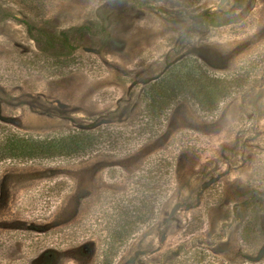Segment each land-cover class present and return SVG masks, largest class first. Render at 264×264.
Returning a JSON list of instances; mask_svg holds the SVG:
<instances>
[{
	"label": "rangeland",
	"instance_id": "obj_1",
	"mask_svg": "<svg viewBox=\"0 0 264 264\" xmlns=\"http://www.w3.org/2000/svg\"><path fill=\"white\" fill-rule=\"evenodd\" d=\"M203 70L242 76L202 97L213 111L189 88ZM163 81L189 85L141 125ZM73 122L126 130L125 147L2 162L0 264H264V0H0V131ZM157 158L169 192L131 226Z\"/></svg>",
	"mask_w": 264,
	"mask_h": 264
},
{
	"label": "trees",
	"instance_id": "obj_2",
	"mask_svg": "<svg viewBox=\"0 0 264 264\" xmlns=\"http://www.w3.org/2000/svg\"><path fill=\"white\" fill-rule=\"evenodd\" d=\"M205 16H212L207 13ZM215 19V17H213ZM167 76H165L166 78ZM235 75L229 78H218L203 70L200 75L191 79L193 97L200 109L213 111L218 106V100L204 101L202 97L212 95L215 97L231 96L235 90L241 87L240 78ZM186 85H173L164 82L149 89L143 106L141 125L143 119L153 122L168 117L174 106L175 100L186 92ZM73 127L66 131H56L46 135L26 134L19 131H0V164L5 160H82L96 154L124 148L127 142L126 130H120L115 126L98 127L97 125H81L73 122ZM142 128V127H141ZM143 130V129H142ZM142 188L138 191L135 202L124 208V216L132 220L133 226L140 221L143 225L153 221L156 215V206L166 199L169 192L168 181L164 167L159 158L147 164L141 173ZM171 175V174H170ZM135 197V198H136ZM129 223V221L127 222ZM133 229L127 231L126 236H134ZM126 237V239H127Z\"/></svg>",
	"mask_w": 264,
	"mask_h": 264
}]
</instances>
